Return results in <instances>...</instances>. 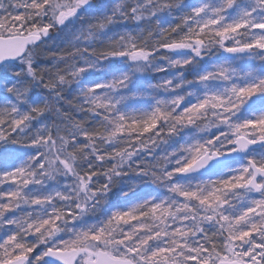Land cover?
Listing matches in <instances>:
<instances>
[{"label":"snow or ice","instance_id":"obj_1","mask_svg":"<svg viewBox=\"0 0 264 264\" xmlns=\"http://www.w3.org/2000/svg\"><path fill=\"white\" fill-rule=\"evenodd\" d=\"M0 146V264H264V0H0Z\"/></svg>","mask_w":264,"mask_h":264},{"label":"trees","instance_id":"obj_2","mask_svg":"<svg viewBox=\"0 0 264 264\" xmlns=\"http://www.w3.org/2000/svg\"><path fill=\"white\" fill-rule=\"evenodd\" d=\"M219 55H220V54L217 53V56H219ZM225 55H227V54H225ZM3 147H10V146H0V150H2ZM0 234H3V230H0Z\"/></svg>","mask_w":264,"mask_h":264}]
</instances>
